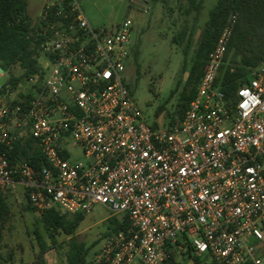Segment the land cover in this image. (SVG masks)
<instances>
[{
	"label": "built area",
	"instance_id": "1",
	"mask_svg": "<svg viewBox=\"0 0 264 264\" xmlns=\"http://www.w3.org/2000/svg\"><path fill=\"white\" fill-rule=\"evenodd\" d=\"M237 21L181 120L159 129L123 79L132 21L96 28L81 0H48L40 71L0 83V195L21 187L41 214L127 215L93 264H264V70L233 97L216 83ZM28 139L45 165L10 158Z\"/></svg>",
	"mask_w": 264,
	"mask_h": 264
},
{
	"label": "rangeland",
	"instance_id": "2",
	"mask_svg": "<svg viewBox=\"0 0 264 264\" xmlns=\"http://www.w3.org/2000/svg\"><path fill=\"white\" fill-rule=\"evenodd\" d=\"M47 1L28 0V13L33 24H41ZM144 2L148 3L146 7ZM217 2L204 0L198 15L195 11L187 13L189 0H81L87 18L96 28L132 21L133 48L123 79L149 125L167 129L173 120H181V93L202 41L205 25ZM259 70H264V64L255 69L251 77ZM15 73L19 75L21 71L15 70ZM9 76L6 73L0 83L4 84ZM70 160L86 162L87 158L75 146ZM8 203L10 215L0 221V264H39L41 247L37 232L45 235L53 247L43 255L44 264H66L70 238L59 236L57 245L53 246L41 221V213L29 208L25 195L8 196ZM115 218L120 222L124 220L123 215H114L108 208L96 205L81 224L77 238L91 247V262L106 239L114 233Z\"/></svg>",
	"mask_w": 264,
	"mask_h": 264
},
{
	"label": "trees",
	"instance_id": "3",
	"mask_svg": "<svg viewBox=\"0 0 264 264\" xmlns=\"http://www.w3.org/2000/svg\"><path fill=\"white\" fill-rule=\"evenodd\" d=\"M189 2L187 13L195 11L200 15L204 0ZM233 14H238V21L217 78V85L227 96L233 97L237 89L251 78V73L264 64V0H218L205 25L202 41L181 93V118L195 98L209 56ZM40 25L33 24L28 13V0H0V65L11 77L20 79L40 71L39 62L42 55L39 49L45 39L36 32ZM15 70H20L21 74L18 75ZM176 123V120H173L171 127ZM9 155L12 160L25 159L37 167L46 164L40 149L32 139L16 144ZM29 208L37 211L31 205ZM9 215L8 195H0V221L6 220ZM85 219L86 215L83 214L63 215L56 210L41 214V221L53 246L57 245L59 236L70 238L66 264H93V261L89 260L91 247L79 242L77 238V232ZM113 223L116 233L129 226V217L124 216L121 222L115 218ZM37 237L41 247L39 264H44L43 255L53 247L42 233L37 232ZM173 263V258L167 262ZM196 264L201 263L196 259Z\"/></svg>",
	"mask_w": 264,
	"mask_h": 264
},
{
	"label": "crops",
	"instance_id": "4",
	"mask_svg": "<svg viewBox=\"0 0 264 264\" xmlns=\"http://www.w3.org/2000/svg\"><path fill=\"white\" fill-rule=\"evenodd\" d=\"M146 5H148V3L146 4ZM146 7V6H145ZM7 195L9 196V197H19V196H22V195H24V193H23V188H21V187H19L18 188V190L17 191H10V192H8L7 193ZM32 263H37V262H32ZM29 264V263H28ZM38 264V263H37Z\"/></svg>",
	"mask_w": 264,
	"mask_h": 264
},
{
	"label": "water",
	"instance_id": "5",
	"mask_svg": "<svg viewBox=\"0 0 264 264\" xmlns=\"http://www.w3.org/2000/svg\"><path fill=\"white\" fill-rule=\"evenodd\" d=\"M144 1H147V0H144ZM146 4H147V2H144L143 6L145 7ZM4 72H5L4 68L0 65V73H4Z\"/></svg>",
	"mask_w": 264,
	"mask_h": 264
}]
</instances>
